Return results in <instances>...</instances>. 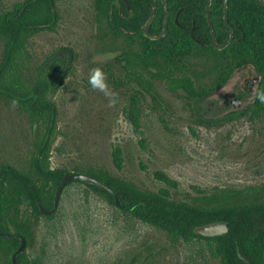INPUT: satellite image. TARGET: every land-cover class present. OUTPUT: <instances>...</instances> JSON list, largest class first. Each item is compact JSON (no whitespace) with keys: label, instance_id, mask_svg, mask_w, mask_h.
Segmentation results:
<instances>
[{"label":"rangeland","instance_id":"rangeland-1","mask_svg":"<svg viewBox=\"0 0 264 264\" xmlns=\"http://www.w3.org/2000/svg\"><path fill=\"white\" fill-rule=\"evenodd\" d=\"M25 0H5V10ZM90 0L57 2L78 18L89 11ZM61 24V23H59ZM73 26V32H69ZM59 25L55 33L29 39L30 70L54 51L68 47L76 54L74 69L83 75L95 67L98 43L88 21ZM58 31V32H57ZM0 42V60L2 52ZM61 88L57 106L56 137L50 146V169L93 167L129 181L140 189L166 190L171 199L193 203L220 190H241L264 184V104L254 118L205 127L188 119L182 102L166 96L172 117L159 121L146 109L136 111L119 101L117 109L104 92ZM82 97L84 109L72 104ZM69 105V107H68ZM85 105V106H86ZM84 106V107H85ZM84 112V116H82ZM85 117V118H82ZM32 131L26 115L15 103L0 97V165L25 171L30 157ZM121 151L122 168L116 169L112 152ZM156 173L176 183L168 186ZM82 174V173H81ZM56 214L40 218L27 249L29 261L40 264H220L200 241H171L166 233L121 214L80 182L61 191ZM1 261V260H0Z\"/></svg>","mask_w":264,"mask_h":264},{"label":"trees","instance_id":"trees-1","mask_svg":"<svg viewBox=\"0 0 264 264\" xmlns=\"http://www.w3.org/2000/svg\"><path fill=\"white\" fill-rule=\"evenodd\" d=\"M94 3L102 12L114 14L119 25L127 26V31H133L148 43L149 48L146 50L150 64L152 62L157 64L158 58L163 57L166 82L173 91L181 88L192 94V81L187 75L191 74L197 80L200 76L203 77L211 66L209 60L212 57L214 72L217 75L222 73L224 60H228V73L243 65L253 68L260 77L259 91H264V9L257 0H229L227 21L237 38H240L241 34L244 37L232 41L221 51L214 49L210 42V31L205 20V0H165L170 19L168 33L161 40H149L140 30L141 24L149 15L152 0H94ZM23 4L26 9L20 17V25L14 24L20 29L18 37L6 20L2 16L0 18V38L4 40L5 53L8 55L0 62V90L11 93L9 95L0 91V97L18 104L26 115L32 128L30 147L32 150L25 171H20L9 164L0 165V234H8L12 230L15 234L8 239L0 237V264H12L11 255L18 247V235L25 239L26 249H32L36 243L31 230L32 224L37 223L40 218L51 219L57 211L56 209L53 215L43 216L37 204L45 210L52 207L54 191L66 172L64 169L49 167V148L56 137L54 125L48 130L50 122L53 121L54 105L51 98L55 91L52 85L59 73V67L54 64L37 76L39 68L30 70L28 61L29 38L38 31L33 25L51 19L49 2L27 0ZM112 6H116V9L113 10ZM222 8L223 0H211L210 20L218 45L226 39L225 27L221 21ZM119 11L127 12V17L119 16ZM190 13L194 14L195 25L200 27L192 36L187 29L179 27L186 25V22L190 24V20L187 19L190 18ZM163 14L162 5L158 4L149 26V34L160 33ZM195 40L208 44V48L202 47ZM15 55H18L20 63L15 61ZM199 67L203 74L198 70ZM217 85L218 81L215 86ZM207 90L208 88H204L197 93ZM30 94L33 96L27 100H18L12 96L24 98ZM262 107V104L261 106L256 104L250 107L246 114L251 118L256 110L261 111ZM112 156L116 169L121 170L122 157L118 147L114 149ZM73 171L89 175L107 187L111 193L80 182L118 212L130 214L144 224L163 230L173 242L178 240L203 242L210 255L220 264H264V184L241 190H220L189 203L171 199L164 189L157 192L140 189L133 183L99 168L87 167ZM156 176L173 189L176 187V183L167 176L161 173H156ZM74 182L79 181H71L65 187ZM114 196L118 206L114 203ZM24 206L32 207V210L27 209L29 211L27 216L20 213ZM222 221L227 224L226 234L201 238L193 233L197 226ZM16 263L30 264L25 258V253L16 258ZM31 264L40 263L36 260Z\"/></svg>","mask_w":264,"mask_h":264},{"label":"flooded vegetation","instance_id":"flooded-vegetation-1","mask_svg":"<svg viewBox=\"0 0 264 264\" xmlns=\"http://www.w3.org/2000/svg\"><path fill=\"white\" fill-rule=\"evenodd\" d=\"M4 1L5 0H0V18L2 16L6 20V23L9 24L10 27L14 29L15 35L17 33L19 34L20 29L18 26L14 24L20 25V17L24 9H26L23 3L27 0L19 4H14L13 7L10 8V10L3 9ZM65 1L67 0H48L49 13L51 19L47 22L34 24L33 26L36 27V29L38 30L34 34V36L39 33L54 34L55 29H57L59 25H62L63 28H69L72 25V21L75 22L89 21L92 25L91 29L94 32L93 33L94 41L98 43V48L95 50V55L99 59V61L94 68H100L102 72L105 74L107 91L109 93L108 96L111 97V99L113 100L112 101L113 105H111L112 107L117 109L120 106L122 108L121 104L118 105V102L124 101V104L128 107V111L131 110L130 109L131 107L134 109V111H136V107L139 106L146 109L148 113H151L152 115L156 116V118L159 121L163 122L165 118L172 117V112L170 109L171 103L170 102L168 103V101L166 100V96H168L171 102H176V101L182 102V107L185 108L187 111L188 119L191 120L193 123L205 127H219L229 122H235L246 118H250L246 114V112L251 109L250 107L255 106L256 104L257 106H261V103L256 98H254L255 90L259 91L258 84L260 77L257 73L254 72L253 68L243 65L234 68V70L231 73H228V64H227L228 60H224L223 63L224 67L222 68V73L220 75L219 74L217 75V73L214 72L213 57H212L209 60V64L211 66L207 69L206 74H203L202 69L200 67L198 68V70L201 71L202 74L204 75L203 77L200 76L201 78L199 77V79L197 80L191 74L187 75V77L190 78V80L192 81V88H191L192 94L185 92V90L181 88L178 89L176 88V90L173 91L169 86V84H167L166 82L165 65L163 63L164 62L163 57L158 58L156 62L157 64H155L154 62L150 64L148 51L146 50V48L147 49L149 48L148 43L145 42L141 37H139L133 31L132 32L127 31L126 30L127 26L119 25L118 20L114 14L112 15L111 13L108 14L107 12H102L100 7H97L95 5L94 0H90L89 11L88 10L86 11L87 12L86 17L78 18V16L73 14L69 9H66L64 6H62L61 8L58 6L57 2L64 3ZM257 2L259 3L258 0ZM158 4L161 5L159 0L157 2L156 9L158 7ZM118 7L120 8L121 6L119 5ZM112 8L113 10H115L116 6L114 7L112 6ZM223 8H224V0H223ZM223 8H222V12H223ZM128 11L129 8L127 6V12ZM204 11H205V6H204ZM127 12L119 11L118 14L121 17H127ZM227 15H228V11H227ZM189 17L190 18L187 19L190 20V24H187L186 22V25H179V27L187 29L190 32V35L192 36V33L200 27L198 25H195L196 23L195 20H193L194 19L193 13H190ZM223 19H224V14L222 13L221 21H223ZM174 22H176L177 24L176 18H174ZM227 23L232 29V38L230 43L232 41L243 39L244 35L241 34V37L237 38L229 21H227ZM223 24L225 27V33H226L225 41H226L230 35V31H229V26L226 25L225 21H223ZM236 27L238 28L239 26ZM71 30H73V26H71V29H68L69 32H73ZM18 34L16 35V37H18ZM222 34H223V30H222ZM161 39L163 38L157 40H161ZM195 41L202 47L208 48V44L200 43L197 40ZM0 42H2L3 45L1 52V60H3L8 55L7 53H5L4 40L0 38ZM210 42H211V35H210ZM59 50H70L72 55V60L63 80L61 81L60 85L56 87L57 81L64 70L67 58L63 57L61 59H58L57 61L53 62L51 65L44 67V69L42 70H40V68L42 67L44 62L47 61L49 57H51L54 53H56ZM53 54L49 55V57H47L44 60V62L37 67L39 68L37 71V76H40L43 72L46 71L48 67L54 64H57L59 67V73L55 76L54 83L52 85V89L55 91V93L51 98V103L54 105L52 108L53 121H52L51 129L54 125L55 126L54 131L56 133L58 110L54 102V97L58 94L59 89L63 87L65 88L64 91L67 96L70 95V92H73L75 91V89H79V88L89 93L91 89H93L88 83L90 69H92L93 67H90L89 70H86V73H84L83 75L76 74L74 69V64L76 62V54L71 48L68 47L60 48L54 51ZM14 59L18 63H20V61H18V55L17 56L15 55ZM226 59H228V57H226ZM196 73L200 74L198 72ZM226 75L227 77H225ZM216 81H218L217 86H215ZM204 88H208V90L202 93H197ZM221 88L223 89L221 93H219V95L218 94L215 95V97L204 106H198V105L195 106L196 112L193 110V107L191 106L195 98H199L201 96H205L207 94L213 93L216 90L219 91V89ZM94 92L99 93L102 91L96 90ZM247 99H249V106L245 108L242 112L235 114V112L238 111L241 107V105L238 104V102H242ZM77 102H79L78 106L81 107V109L82 108L85 109L88 105V103H85L84 100H82V97L80 96L78 101H76V96H75V101L72 104H77ZM15 105L18 106V104L16 103ZM225 112L227 113L231 112V114L219 120H214V121L207 120L218 117L219 114ZM196 113L206 117V119L196 117ZM259 113L260 111L256 110L255 114H253L251 118L253 117L255 118L256 115H259ZM82 114H83L82 116L85 115L84 112ZM50 125L51 122L49 126ZM31 145L32 142L30 141V147H32ZM31 150L32 148H30V152ZM27 209L32 210V207L30 206L28 208L24 206V210L21 209L20 213H22L25 216L29 215L28 213L29 211ZM35 226L36 223L32 224L31 226L32 231H34ZM11 230L12 229H10V231ZM14 236L15 234L13 230L11 233L8 234H0V237L7 239L9 237H14ZM22 238L23 237L18 235V240H19L18 247L21 243ZM17 248L15 249V251L17 250ZM26 251L27 249H26V241H25L24 251L22 253L26 254ZM25 258H27L26 255ZM29 262L31 264L32 261Z\"/></svg>","mask_w":264,"mask_h":264},{"label":"water","instance_id":"water-1","mask_svg":"<svg viewBox=\"0 0 264 264\" xmlns=\"http://www.w3.org/2000/svg\"><path fill=\"white\" fill-rule=\"evenodd\" d=\"M159 1H160V4L162 5V9L164 11L163 25H162V30L160 31V33L157 35H154V36L149 34V26H150L152 18L154 16V12L156 10L158 0H152V5H151L149 15L146 18L145 22L141 26L142 34L145 37L149 38L150 40H157L160 38H164L168 33L167 24L169 21V15H168L166 3H165V0H159ZM258 1L264 9V1L263 0H258ZM210 4H211V0H206V3H205L206 19L205 20H207V24H208V27L210 30L211 42H212L213 47L216 50H223L224 48H226L229 45L231 38H232V29L230 28V26L228 25V23L226 21L227 11H228V0H224V8H223L224 19H223V21H225L226 25L229 26L230 35H229L228 39L222 45H218V43L216 42L215 33H214L213 26H212V23L210 20L211 19L210 18ZM63 57H66L67 61H66L64 70H63L61 76L59 77V79L57 81L56 87L60 85L61 81L63 80V78H64V76H65V74H66V72H67V70L71 64V60H72L71 51L70 50H59V51H57L51 57H49L47 59V61H45L44 64L42 65V67L40 68V70H42V69H44V67L51 65L53 62H55L58 59H61ZM244 68H246V67H244ZM254 72L256 73L255 70H254ZM222 89L223 88L219 89V91L216 90L213 93L207 94L205 96H201L199 98H195L192 102L191 107H193V110L196 112L195 106L206 105L210 100H212L215 97V95H217V94L219 95V93H221ZM0 91L11 95L10 92L3 91V90H0ZM256 93H257V90H255L254 98H256ZM12 96L18 100H27L28 98L32 97L33 95L30 94L29 96L24 97V98H22L20 96H14V95H12ZM238 104H240L241 107L238 111L235 112V114L242 112L245 108H247L249 106V99L242 101V102H238ZM230 114H231V112L230 113H227V112L221 113L218 115V117H215L213 119H207V120H212V121L219 120V119H222L225 116L230 115ZM196 117L206 119V117L199 115L197 113H196ZM51 126H52V123H51L49 128H51ZM71 181H79V182L85 183L86 185L90 184L92 186L98 187V188L106 191L107 193H111V191L107 187H105L98 180H96L95 178H93L89 175H85V174H81V173L65 172L63 174V177H62L60 183L57 185V187L54 191V196H53V200H52V207L49 210H45V209H43V207L40 206V204H37L38 210H39L41 215L50 216V215L54 214V212L56 211L58 204H59V200H60V197L62 194L61 191H63L65 186ZM114 203L116 206L119 205L115 196H114ZM227 231H228L227 224L224 221L217 222V223L213 222V223L197 226L193 229V233L196 234L198 237H201V238L218 237V236H221L223 234H226ZM24 247H25V240H24V238H22L19 247L11 256V263L12 264H17L16 258L24 251Z\"/></svg>","mask_w":264,"mask_h":264},{"label":"clouds","instance_id":"clouds-1","mask_svg":"<svg viewBox=\"0 0 264 264\" xmlns=\"http://www.w3.org/2000/svg\"><path fill=\"white\" fill-rule=\"evenodd\" d=\"M88 83L93 89L102 91L106 95H109V93L107 91V83L105 80V74L102 72V70L100 68L90 69ZM256 99L261 104H264V91H257Z\"/></svg>","mask_w":264,"mask_h":264}]
</instances>
